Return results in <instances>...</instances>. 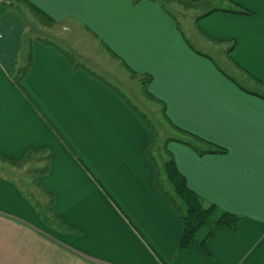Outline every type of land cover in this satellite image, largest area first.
I'll use <instances>...</instances> for the list:
<instances>
[{
	"label": "crops",
	"instance_id": "0c3cea01",
	"mask_svg": "<svg viewBox=\"0 0 264 264\" xmlns=\"http://www.w3.org/2000/svg\"><path fill=\"white\" fill-rule=\"evenodd\" d=\"M26 1L54 26L41 27L20 5L0 17V157L22 161L44 149L51 159L36 185L25 170L44 166L45 154L21 168L0 162V221L33 232L36 256L52 242L57 263L47 264H264V0H216L220 10L204 16L181 7L175 14L166 0ZM236 7L249 14L225 11ZM29 39L58 49L34 41L18 88L12 77ZM61 51L154 127L150 115L161 114L163 166L171 157L192 192L243 218L235 231L213 227L207 252L198 240L177 252L183 226L153 184L150 131ZM142 76L150 77L148 96ZM181 131L202 141L193 142L199 150L224 153L166 142L186 140ZM45 192L52 212L79 232L46 214Z\"/></svg>",
	"mask_w": 264,
	"mask_h": 264
},
{
	"label": "trees",
	"instance_id": "16d2710c",
	"mask_svg": "<svg viewBox=\"0 0 264 264\" xmlns=\"http://www.w3.org/2000/svg\"><path fill=\"white\" fill-rule=\"evenodd\" d=\"M141 0H134L133 4L137 5ZM154 2H158L157 0H152ZM169 4H176L180 6L183 10H194V11H203L202 16L210 14L212 12L218 11L214 7V3L216 0H166ZM16 5L24 6L28 12L31 14L33 19L36 21L38 25L41 27L51 28L54 26V21L50 19L47 15H45L42 11L38 8L30 4L26 0H6V3H0V17L8 12L10 9L14 8ZM160 6L164 9L165 5L163 2L160 3ZM225 11L233 12V13H241V14H249L248 11L242 8H233L227 9ZM34 41H39L47 45H51L55 48L52 43L41 40V39H29L28 40V47L23 59V65L16 69L12 80L14 84L20 88L21 81L27 75L32 62V53H31V44ZM58 49V48H57ZM62 52V51H61ZM66 58L71 63L72 69H83L88 72L94 79L104 83L106 86L111 88L123 101H125L131 109L137 114V116L141 119V121L146 125L148 130L150 131V140L146 144L144 148L145 155L152 163L153 166V184L158 190V192L162 195V197L168 202V204L172 207V209L178 215L182 226L183 232L180 237L177 246V252H183L189 248L190 243L193 240H198L201 248L207 252L206 249V242L208 239L211 238L212 232L211 229L213 227H223L230 231H235L238 224L243 220V218L230 214L226 211L219 209L214 204H207L205 203L197 194L192 192L186 185V181L184 177L178 172L174 160L170 157L164 164L163 170L166 176L168 183L172 187V193L168 192L160 182V168L158 167L157 163L153 158V150L155 145L158 141L159 135L155 127L148 121L143 113L140 110L132 105L126 97L114 86L104 80L102 77L98 76L95 73L90 72L87 70L82 64H80L72 55L66 52H62ZM134 78L141 77L138 75H133ZM142 93L145 96H148L147 87L150 83V77L142 76L140 79ZM264 98V96H261ZM183 136L186 137L185 139L181 138H173L168 139V141H176L182 143L184 145L189 146L193 150H195L199 155H204L207 153H217L223 154L224 151L222 149H211L209 151H202L197 148V146L193 143H200L201 140L197 139L194 136H191L187 133L180 132ZM45 154L44 157V166L39 170H34L32 173V183L36 185V177L39 175H46L49 173V165L51 155L48 153L47 150L40 149V150H31L22 161H12L3 157H0V162L9 164L16 168H21L27 164H29L36 155ZM46 193V192H45ZM49 197V202L45 206L46 214L53 217V219L58 223V225L62 226L66 230L79 232L74 227L66 224L58 215L54 214L51 210V205L53 202V197L46 193Z\"/></svg>",
	"mask_w": 264,
	"mask_h": 264
},
{
	"label": "rangeland",
	"instance_id": "374dc122",
	"mask_svg": "<svg viewBox=\"0 0 264 264\" xmlns=\"http://www.w3.org/2000/svg\"><path fill=\"white\" fill-rule=\"evenodd\" d=\"M169 9L175 14L177 12L176 9L181 10L180 6L176 4H170ZM130 98L133 102H136L137 100L136 96L133 94L130 95ZM141 109L145 112V110L142 107ZM150 117L153 118L152 119L154 121L153 123L155 124V127L157 128L160 134L159 139L153 150V155L159 161V165H160V170H161L160 181L167 190L172 191V187L166 179L163 170V163H162V160H166V153L163 149V142L167 138L169 131L168 128L161 122L162 116L159 112H155L154 114L150 115ZM172 134H176V132H173ZM42 167H43L42 162L35 161L26 168L25 170L26 175H30L34 170L41 169ZM4 174L7 175L6 173ZM22 187H24L23 184ZM0 222H1L0 264H47L50 263V261H55L56 255L51 251L55 249V245L52 244V242H49L51 246L50 248L49 247L46 248V250L43 252L42 251L37 252V256H36L35 248L33 247L34 245H37L36 243L39 241L34 236L33 232L29 230L27 231L26 228L21 226L20 227L14 226L13 223H7L4 221H0ZM43 247L45 248V246ZM55 262L57 263V261ZM71 262H73V260ZM81 262L77 260V263L83 264V262L82 263ZM59 264H61L60 261Z\"/></svg>",
	"mask_w": 264,
	"mask_h": 264
},
{
	"label": "built area",
	"instance_id": "2783aa9c",
	"mask_svg": "<svg viewBox=\"0 0 264 264\" xmlns=\"http://www.w3.org/2000/svg\"><path fill=\"white\" fill-rule=\"evenodd\" d=\"M0 3H6V0H0Z\"/></svg>",
	"mask_w": 264,
	"mask_h": 264
}]
</instances>
